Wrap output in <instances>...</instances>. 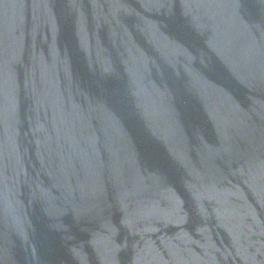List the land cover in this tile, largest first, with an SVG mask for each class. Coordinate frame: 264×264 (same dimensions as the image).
Returning <instances> with one entry per match:
<instances>
[{"label":"water","instance_id":"95a60500","mask_svg":"<svg viewBox=\"0 0 264 264\" xmlns=\"http://www.w3.org/2000/svg\"><path fill=\"white\" fill-rule=\"evenodd\" d=\"M0 264H264V0H0Z\"/></svg>","mask_w":264,"mask_h":264}]
</instances>
